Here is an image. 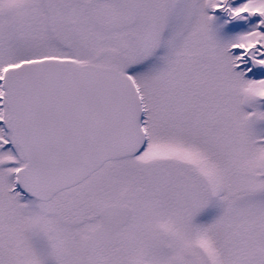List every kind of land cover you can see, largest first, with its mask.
Masks as SVG:
<instances>
[{"label": "snow or ice", "instance_id": "obj_1", "mask_svg": "<svg viewBox=\"0 0 264 264\" xmlns=\"http://www.w3.org/2000/svg\"><path fill=\"white\" fill-rule=\"evenodd\" d=\"M0 264H264V0H0Z\"/></svg>", "mask_w": 264, "mask_h": 264}]
</instances>
